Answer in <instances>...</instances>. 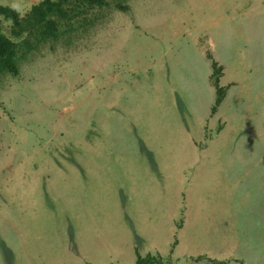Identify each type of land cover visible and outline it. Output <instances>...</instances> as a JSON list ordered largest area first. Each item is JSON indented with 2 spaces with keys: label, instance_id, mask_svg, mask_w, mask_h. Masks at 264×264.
I'll list each match as a JSON object with an SVG mask.
<instances>
[{
  "label": "rangeland",
  "instance_id": "rangeland-1",
  "mask_svg": "<svg viewBox=\"0 0 264 264\" xmlns=\"http://www.w3.org/2000/svg\"><path fill=\"white\" fill-rule=\"evenodd\" d=\"M116 3L0 76V264H264V0Z\"/></svg>",
  "mask_w": 264,
  "mask_h": 264
},
{
  "label": "trees",
  "instance_id": "trees-1",
  "mask_svg": "<svg viewBox=\"0 0 264 264\" xmlns=\"http://www.w3.org/2000/svg\"><path fill=\"white\" fill-rule=\"evenodd\" d=\"M117 0H43L32 6L24 15L7 6H0V76L18 77L21 65L40 46L58 43L61 38L79 31L83 26L95 24V17H86L94 9L112 6L128 11L127 6ZM80 18H83L80 20ZM3 22H10L9 35L3 30ZM76 25V26H75ZM211 82L216 90V101L212 109L215 114L225 99L227 89L220 86L223 68L212 64ZM2 104L0 103V106ZM218 263V262H217ZM135 264H168L157 255H138Z\"/></svg>",
  "mask_w": 264,
  "mask_h": 264
},
{
  "label": "crops",
  "instance_id": "crops-1",
  "mask_svg": "<svg viewBox=\"0 0 264 264\" xmlns=\"http://www.w3.org/2000/svg\"><path fill=\"white\" fill-rule=\"evenodd\" d=\"M25 0H0V6H7L12 8L10 5L15 3L16 6L19 8V6H21V4L24 2ZM29 5H26L22 8V12L19 11V13L21 15L26 14L31 8L32 6L40 3L41 1H37V0H27ZM13 9V8H12ZM18 12V11H17Z\"/></svg>",
  "mask_w": 264,
  "mask_h": 264
},
{
  "label": "clouds",
  "instance_id": "clouds-1",
  "mask_svg": "<svg viewBox=\"0 0 264 264\" xmlns=\"http://www.w3.org/2000/svg\"><path fill=\"white\" fill-rule=\"evenodd\" d=\"M10 6L13 8V10H15V11H18V12H19V8L16 6V4H15V3L11 4Z\"/></svg>",
  "mask_w": 264,
  "mask_h": 264
}]
</instances>
